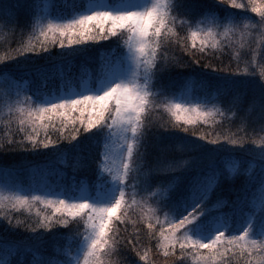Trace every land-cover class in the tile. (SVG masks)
Listing matches in <instances>:
<instances>
[{"label": "snow or ice", "instance_id": "snow-or-ice-1", "mask_svg": "<svg viewBox=\"0 0 264 264\" xmlns=\"http://www.w3.org/2000/svg\"><path fill=\"white\" fill-rule=\"evenodd\" d=\"M21 10L27 17L21 31L30 30V39L0 57V85L18 120L16 131L0 139V152L46 150L49 159L0 166V174L14 178L0 186V223L28 233L0 238V264H155L153 240L170 264H264V3L47 0L41 7L37 0H0L4 26L20 27ZM246 36L251 42L243 54L236 51V66L223 65L216 54L245 48ZM111 37L126 50L81 71L93 62L89 42ZM177 68L192 69L179 93L162 82ZM228 113L241 122L238 131L252 134L188 127L228 120ZM210 145L247 158L224 168L217 153L206 151ZM58 156L71 162L62 160L60 168ZM161 175L167 179L153 191ZM38 205L51 214L13 215ZM133 206L141 216L129 233Z\"/></svg>", "mask_w": 264, "mask_h": 264}, {"label": "trees", "instance_id": "trees-1", "mask_svg": "<svg viewBox=\"0 0 264 264\" xmlns=\"http://www.w3.org/2000/svg\"><path fill=\"white\" fill-rule=\"evenodd\" d=\"M37 2L43 7L45 2L47 0H37ZM247 2V0H245ZM257 4L259 5L260 3H264V0H256ZM225 7H231L230 4L225 5ZM233 11H243L242 9H232ZM248 15L251 17H254L255 19H259L258 14L252 13L251 10H248ZM19 18V24L20 27H15V30H12V27H6L5 21L0 20V57H5L11 53L12 48H15L19 45L21 41L24 43H27L30 39L31 32L30 30H24L22 34V26L25 23L26 20V13L24 10H21L18 14ZM183 35V33H181ZM236 39H239L237 37ZM251 42V37L246 36L242 43L245 45V48L241 49L239 45L236 46L235 50L233 49H228L227 52L224 54L217 53V59L223 58V65H228L231 62V66L235 67L236 66V61H235V54L236 51H240L242 54L247 51V46ZM93 46L89 50L90 51V56L93 58V62L90 64L85 65L81 71L83 72H91L95 67V60L104 54L107 53H117L119 49H124L123 45V40L119 42V48L117 47V41L115 37H111L108 40H100L98 42H89ZM254 46V45H253ZM60 49L58 45L56 47L51 48L52 52H58ZM126 50V49H124ZM228 53H231V56L228 55ZM175 55H180L179 52L175 53ZM185 58L187 60H190V57H187V54H185ZM211 59V57H209ZM244 59H248L247 56H244ZM259 60V57H257V61ZM217 61H214V63ZM79 63V61H78ZM245 64L243 61L240 63L241 69ZM196 68H200V65H196ZM204 71H209L208 69H204ZM192 72L191 68H177L175 69L172 73L167 74L163 78V84L167 87H169L172 91L179 93L181 90H183L184 87V81L188 78L190 73ZM257 72L259 70L257 69ZM198 88V86H196ZM7 91V86L6 85H0V139L8 136L11 133H14L16 131L17 125H18V120L16 115H9L8 112V107L6 105V97H5V92ZM221 107H224V104L220 105ZM181 115H184L181 113ZM80 116V113H74L73 114V119H76L77 117ZM88 116V112L86 111L84 113V118L86 119ZM160 116H163L165 120L172 119L174 120V117H170L168 113H160ZM228 120H223L220 117H217V123H212L209 122L208 124L203 123L202 121L198 122L195 126H188L190 128H195L197 131H203V132H210L213 134H220V135H229V134H236L237 136H244L245 131L251 135L252 134V129L251 128H246L244 131H238V128H241V122L236 119V117H233L231 113H228ZM159 116L157 114H153V119H158ZM57 128L60 127V118H58L55 121ZM77 127H79V121H77L76 124ZM72 125L69 124L68 127L65 129V135H68L71 132ZM177 136H190V133H185L179 129H174L173 130ZM258 131V129H257ZM56 131L53 129H49V135L55 138L56 136ZM22 135V134H21ZM41 137H43L44 133L41 131L40 133ZM260 135H264V133H261ZM16 139H20V135H16ZM198 138V137H195ZM255 138H259L258 136ZM189 139H194V138H189ZM63 143L67 144V141H64ZM200 143H206V141H201ZM257 146V145H253ZM229 148L236 147L229 145ZM206 151L208 152H214L217 153V163L221 165L224 168L227 169H232L234 166L238 167L240 160L241 159H246L247 154L244 152H236V153H227L221 150H218L216 146H206ZM174 156H179V152L173 153ZM49 156L46 154V150H40L37 153H29V152H24V151H10V152H0V166H13V165H18L21 164L25 161H31L33 164L36 165H45L48 162ZM68 160L70 161V158L65 157V156H58L56 159L57 166L60 168H65L66 164L61 163L62 160ZM150 159H154V156L150 157ZM28 177H25V180H27ZM166 176H157L153 179V191L161 186V182L166 180ZM7 180L9 184H11L14 180L13 177H7L5 178L2 174H0V186L3 185V183ZM243 181H239L238 183H242ZM131 191V189H129ZM7 194V193H5ZM143 194L140 196H137V199H141ZM37 209L40 210L42 213H47L51 214L52 209L48 208L45 209L43 205H38L37 208H33L32 212L29 213L25 210H20V212H13V215L16 216L17 219L20 220H25L29 218H34L37 213ZM141 216V212L138 208L133 206L132 208L129 209L128 211V216L126 217V222H127V227H128V232H132L133 228V221H139V218ZM162 218V216H161ZM137 227H146V225H141L140 223H137ZM63 228L64 226H60ZM73 230L77 228L76 224L70 225ZM80 230L82 231L83 226L82 224L79 226ZM121 228L124 227V225H120ZM126 234V233H122ZM28 233L24 231V229L19 228V229H13L11 231L8 230L6 227V222L0 223V238L7 237L10 240H20L23 239ZM156 241L153 240L151 246L153 247V260L155 264H170L171 262V257H164L162 252H159L155 248ZM112 260H118L119 257L113 256L111 258ZM232 264H235V261L232 262Z\"/></svg>", "mask_w": 264, "mask_h": 264}, {"label": "rangeland", "instance_id": "rangeland-1", "mask_svg": "<svg viewBox=\"0 0 264 264\" xmlns=\"http://www.w3.org/2000/svg\"><path fill=\"white\" fill-rule=\"evenodd\" d=\"M47 2H45V4H46ZM27 177V176H26Z\"/></svg>", "mask_w": 264, "mask_h": 264}]
</instances>
